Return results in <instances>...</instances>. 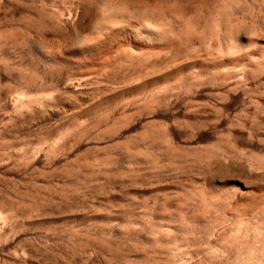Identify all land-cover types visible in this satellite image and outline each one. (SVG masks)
Segmentation results:
<instances>
[{"label":"rangeland","instance_id":"obj_1","mask_svg":"<svg viewBox=\"0 0 264 264\" xmlns=\"http://www.w3.org/2000/svg\"><path fill=\"white\" fill-rule=\"evenodd\" d=\"M0 264H264V0H0Z\"/></svg>","mask_w":264,"mask_h":264}]
</instances>
